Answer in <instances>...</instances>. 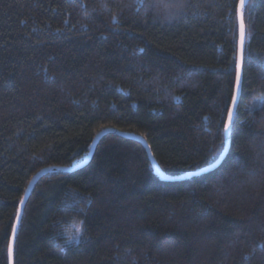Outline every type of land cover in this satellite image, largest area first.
Instances as JSON below:
<instances>
[{"label": "trees", "instance_id": "trees-1", "mask_svg": "<svg viewBox=\"0 0 264 264\" xmlns=\"http://www.w3.org/2000/svg\"><path fill=\"white\" fill-rule=\"evenodd\" d=\"M240 0H0V264L33 177L104 130L162 172L213 165L238 75ZM214 171L161 179L108 134L32 190L14 264H264V0ZM80 225L78 241L69 228Z\"/></svg>", "mask_w": 264, "mask_h": 264}, {"label": "water", "instance_id": "water-1", "mask_svg": "<svg viewBox=\"0 0 264 264\" xmlns=\"http://www.w3.org/2000/svg\"><path fill=\"white\" fill-rule=\"evenodd\" d=\"M247 0H240L239 3V9H238V15H239V53H238V75H237V84H236V88H235V94H234V98L232 101V105L229 111V115L227 118V123H226V147L224 149V152L222 153L221 157L217 160V162H215L213 165H211L208 168L196 171V172H192L189 174H186L184 176H180V177H168L166 176L162 170L160 169L158 163L156 162L151 149L149 147V145L147 144V142L145 141V139H143L140 136L137 135H132V134H126V133H120L117 130L114 129H107L102 131L101 133H99L94 142H93V146L91 148V151L89 153V156L87 157V159L74 167L71 168H48V169H44L41 172H39L38 174H36L33 179L31 180V182L29 183L27 190L24 194V197L20 203L19 206V210H18V215H17V219L13 228V232L11 235V239H10V245H9V264H14V245H15V241H16V237L23 219V215H24V211H25V207L31 197L32 194V190L33 188L36 186V184L39 182V180L45 176L46 174L49 173H53V172H73L76 170H79L83 167H85L92 159L95 149L97 147V145L99 144L100 140L105 137L108 134H117L121 137L136 141L138 143H140L147 151L148 157L151 161V164L153 166V168L155 169V171L157 172L158 176L165 180V181H181L184 180L186 178H192V177H196V176H201L204 175L206 173H209L211 171L216 170L225 160L229 150H230V145H231V132H232V126H233V122H234V118L236 115V111L239 105V101H240V94H241V87H242V82H243V71H242V67H243V60H244V55H245V41H246V34H245V25H244V20H243V8L244 5L246 3ZM231 115V122L229 121V116Z\"/></svg>", "mask_w": 264, "mask_h": 264}, {"label": "rangeland", "instance_id": "rangeland-1", "mask_svg": "<svg viewBox=\"0 0 264 264\" xmlns=\"http://www.w3.org/2000/svg\"><path fill=\"white\" fill-rule=\"evenodd\" d=\"M68 235L72 241H78L79 237L81 236L80 225H72L69 228V234Z\"/></svg>", "mask_w": 264, "mask_h": 264}, {"label": "snow or ice", "instance_id": "snow-or-ice-1", "mask_svg": "<svg viewBox=\"0 0 264 264\" xmlns=\"http://www.w3.org/2000/svg\"><path fill=\"white\" fill-rule=\"evenodd\" d=\"M229 121L231 122V115L229 116Z\"/></svg>", "mask_w": 264, "mask_h": 264}]
</instances>
